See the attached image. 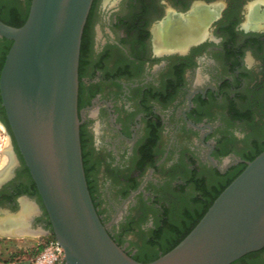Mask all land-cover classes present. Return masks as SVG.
Segmentation results:
<instances>
[{"label": "flooded vegetation", "instance_id": "obj_1", "mask_svg": "<svg viewBox=\"0 0 264 264\" xmlns=\"http://www.w3.org/2000/svg\"><path fill=\"white\" fill-rule=\"evenodd\" d=\"M24 2L0 0V21H22ZM10 45L0 36V74ZM79 79L81 127L88 139L93 120L108 122L138 165L164 172L160 179H144L142 188L123 200L137 206L138 217L160 207L162 227L156 228L152 217L147 229L158 242L168 234L172 205L158 201L160 196L172 199L168 184L183 176L175 188L181 197L191 190L194 201L181 227L171 231L178 237L218 190L264 151V0H94L82 38ZM2 108L1 100L0 122L6 126ZM6 128L16 166L0 187V209L14 211L21 197H31L41 211L33 224L51 231ZM146 186L150 193L144 192ZM140 194L141 201L136 199ZM93 199L97 207L94 193ZM97 212L115 242L137 260L130 238L122 242L114 235L120 222L116 215L107 223L98 207ZM232 264H264V249Z\"/></svg>", "mask_w": 264, "mask_h": 264}, {"label": "water", "instance_id": "obj_2", "mask_svg": "<svg viewBox=\"0 0 264 264\" xmlns=\"http://www.w3.org/2000/svg\"><path fill=\"white\" fill-rule=\"evenodd\" d=\"M93 1L32 0L21 27L0 21V36L12 42L0 74L2 106L51 223V231L36 232L54 236L66 264H232L264 249V151L158 259L138 262L111 237L89 190L81 144L79 67ZM19 201L9 221L22 216L27 198Z\"/></svg>", "mask_w": 264, "mask_h": 264}, {"label": "rangeland", "instance_id": "obj_3", "mask_svg": "<svg viewBox=\"0 0 264 264\" xmlns=\"http://www.w3.org/2000/svg\"><path fill=\"white\" fill-rule=\"evenodd\" d=\"M28 6V0H25L22 4L23 12L26 11ZM90 130L93 133L91 140L88 139L87 129L83 128L85 138V154L87 161V168L89 172V182L92 191L95 195L97 207L100 210V215L104 220L109 223L112 216L116 215L117 226L113 227L114 235L117 239L122 242L128 241L129 249L132 250L138 257H146L151 254L158 253L161 251L163 245L169 243L176 235L171 233L172 227L179 226L184 221V216L187 211L193 206V196L191 190L181 197L178 193L179 189L175 188L174 183L183 180V176L173 178L168 184V195L170 194L173 198L170 200L163 196H160L158 204L171 205V215H169L168 221H166L165 229L168 231L166 236L162 237L159 242L154 243L157 239L153 235L152 231L148 229V225L151 222V218H155L154 226L156 228L162 227L161 216L163 211L160 207L147 211L146 215L138 217L137 206L123 202L127 199L131 190H139L144 183V179L152 177L154 179H160L163 177V171L152 173L150 166L138 165L136 158L128 156L122 144L119 143L117 138L109 130L108 122L102 121L101 119L93 120L89 124ZM89 129V128H88ZM168 143V139L165 141ZM167 147V146H165ZM116 149V153L113 154L111 149ZM13 152V142L11 135L8 132L6 126L0 122V166L5 165L9 161L8 157ZM14 154V153H13ZM164 153L161 154V157ZM171 157L173 152L170 154ZM189 156V154H186ZM12 157V155H11ZM160 157V158H161ZM169 157V158H171ZM13 158V157H12ZM8 161H7V160ZM16 164V163H15ZM114 164L116 166H114ZM9 170L6 171L7 175ZM208 176L210 175L207 174ZM136 181V182H135ZM144 192L150 193V186L144 187ZM31 193L30 195H34ZM36 195V194H35ZM136 197L141 201L144 196L139 195ZM26 203H30L33 206L38 205L34 199L28 196ZM21 197V198H23ZM20 198V199H21ZM19 199V200H20ZM41 199V198H40ZM39 208V207H38ZM118 209V210H117ZM21 211V203L19 201V207L10 211L9 208L0 209V223L9 221V215L11 213H19ZM40 209L36 215H40ZM154 212V213H153ZM153 215V216H152ZM121 223V224H120ZM120 225V226H119ZM31 231H36L38 228H43L40 224L29 225ZM177 228V227H176ZM44 229V228H43ZM30 235V234H29ZM34 236H21V237H10L0 235V264H29V262L40 252L43 243L47 240L54 239L53 235H41L33 234ZM66 264V263H64Z\"/></svg>", "mask_w": 264, "mask_h": 264}, {"label": "trees", "instance_id": "obj_4", "mask_svg": "<svg viewBox=\"0 0 264 264\" xmlns=\"http://www.w3.org/2000/svg\"><path fill=\"white\" fill-rule=\"evenodd\" d=\"M31 1L32 0H28V6H27V9H26V13H25V18L22 19V21L20 22H17L15 23L13 20V22H4L5 24L9 25V26H12V27H21L27 20L28 18V15H29V9H30V4H31ZM11 46V45H10ZM10 46L8 47V51L10 49ZM7 51V52H8ZM4 62H5V59H4ZM4 62H3V65H4ZM1 102V100H0ZM2 111H3V115H4V119H5V124L6 126L8 127L9 131L11 132L10 130V127H9V124H8V121H7V117H6V113H5V110L4 108H2ZM81 144H82V152H83V162H84V167H85V172H86V177H87V182H88V186H89V190H90V193H91V196H92V199H93V193H92V188L90 186V182H89V172H88V168H87V161H86V154H85V138H84V132H83V128L81 127ZM254 160V159H253ZM241 172H238L236 175H234L229 181L228 183H226L221 189L218 190V192L216 193V195L213 196L212 200L206 205L203 213L194 220V222L185 230L184 233H182V235L180 236H175L172 238V240L169 242V243H166L165 245H163L161 251H159L158 253H155V254H151V255H148L146 257H138V259L136 261L138 262H141V263H148V262H152L156 259H158L161 255H165L166 253L170 252L172 249H174L182 240H184L186 238V236L195 228V226L199 223V221L203 218V216L206 214V212L208 211V209L211 207V205L214 203V201L217 199V197L231 184V182L237 177L239 176ZM35 191H36V194H38V191L36 189V186H35ZM93 202H94V199H93ZM95 205V203H94ZM96 207V205H95ZM97 209V207H96ZM172 231H175L176 230V227H172L171 229ZM158 239V238H157ZM155 240L154 243L158 242V240Z\"/></svg>", "mask_w": 264, "mask_h": 264}, {"label": "bare ground", "instance_id": "obj_5", "mask_svg": "<svg viewBox=\"0 0 264 264\" xmlns=\"http://www.w3.org/2000/svg\"><path fill=\"white\" fill-rule=\"evenodd\" d=\"M11 153H12L11 155L13 158L10 155L8 157V159H9V161H12V159H14V162L11 164H10V162H7L5 165L0 166V179H2L4 177L7 170H10L12 166H15L16 159H15V156H14L12 150H11ZM33 211L34 210H24L23 209L22 216H20L18 218V220L8 221V222L5 221V223L0 224V235L1 236H10V237H16L18 235H20V236H34L33 234H30V235H29V233L26 234L24 231H18V230H20L19 225L21 226V224H24V223L27 224L26 221L29 220L30 215L32 214ZM28 229H29V227H28ZM34 232L37 233L36 231H34Z\"/></svg>", "mask_w": 264, "mask_h": 264}, {"label": "built area", "instance_id": "obj_6", "mask_svg": "<svg viewBox=\"0 0 264 264\" xmlns=\"http://www.w3.org/2000/svg\"><path fill=\"white\" fill-rule=\"evenodd\" d=\"M64 257V249L54 238L43 243L40 252L29 264H64Z\"/></svg>", "mask_w": 264, "mask_h": 264}, {"label": "crops", "instance_id": "obj_7", "mask_svg": "<svg viewBox=\"0 0 264 264\" xmlns=\"http://www.w3.org/2000/svg\"><path fill=\"white\" fill-rule=\"evenodd\" d=\"M22 205H23V209H24V210H35V207H34L32 204H30V203L27 204L26 202H25V203L23 202ZM31 208H32V209H31ZM25 225H26V226H25ZM19 227H20V228H19L20 230H18V231H24L26 234H27V233H29V234H37V233H35L34 231H31L30 228L28 229V227H29L28 224H25V223H24V224H21V226L19 225ZM16 237H21V236L18 235V236H16ZM23 237H25V236H23Z\"/></svg>", "mask_w": 264, "mask_h": 264}]
</instances>
